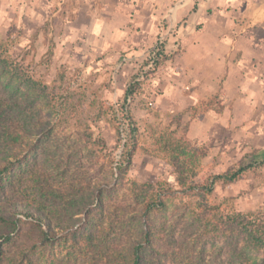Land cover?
<instances>
[{"label":"trees","instance_id":"obj_1","mask_svg":"<svg viewBox=\"0 0 264 264\" xmlns=\"http://www.w3.org/2000/svg\"><path fill=\"white\" fill-rule=\"evenodd\" d=\"M27 49L17 60L0 48V264H264V210L224 213L205 199L217 182L233 183L248 166L192 183L189 190L200 203L173 215L164 181L119 199L118 182L94 181L72 168L68 149L43 115L50 106L48 87L24 65L34 46ZM137 86L128 85L125 100ZM176 134L158 144L185 177L206 153L185 135L170 141ZM134 142L132 134L116 167L120 180L132 162ZM216 212L207 222L200 216ZM212 220L217 229L236 232L232 250L209 253L204 234ZM246 245L263 253L251 257Z\"/></svg>","mask_w":264,"mask_h":264},{"label":"rangeland","instance_id":"obj_2","mask_svg":"<svg viewBox=\"0 0 264 264\" xmlns=\"http://www.w3.org/2000/svg\"><path fill=\"white\" fill-rule=\"evenodd\" d=\"M52 5L56 7V3ZM76 5L85 8L82 2ZM52 14L51 11L40 19H0V48L7 49L13 59L20 60L21 51L29 50V44L34 46L23 62L28 64L29 75L48 87L50 106L43 115L50 117L53 134L68 149L72 168L94 181L118 182L119 199L122 200L130 199L133 192L144 189L146 184L164 181L170 191L166 200L173 215L183 207L194 208L200 203L196 192L189 190L192 183L203 184L214 175L248 166L233 183L217 182L212 192L205 195L206 203L217 206L218 211L224 213L263 212L264 149L255 150L238 130L233 135L226 131L211 133L204 142L190 139L188 122H180L179 116L172 117L160 108L154 89L150 87L157 69L145 70V51L154 41L133 47L129 40L131 35H126L125 39L121 37L120 46L111 43L107 47L103 41L102 46L99 42L94 49L87 50L84 42L67 40L65 26L75 19L74 16L64 14L56 19ZM96 16L97 20L106 18L100 10ZM81 20H86L83 15ZM109 20L112 23L124 21ZM160 20L155 19L156 30ZM126 21L131 24L133 19ZM115 37L119 40L118 36ZM161 62L157 63V68ZM134 83L138 85L134 97L125 100V89ZM132 128L136 131L132 132ZM173 131L177 132L176 138L173 136L170 141L185 135L206 153L198 168L185 177L170 164L168 154L162 152L158 144L169 138ZM132 134L135 136L132 162L120 180L116 167ZM219 212L200 216L207 222L217 218ZM210 223L204 234L209 253H216L222 247L219 253H226L225 250L234 246L236 232L231 233L227 226L221 225L217 229L213 220ZM244 253L253 257L255 253L263 252L246 245Z\"/></svg>","mask_w":264,"mask_h":264},{"label":"crops","instance_id":"obj_3","mask_svg":"<svg viewBox=\"0 0 264 264\" xmlns=\"http://www.w3.org/2000/svg\"><path fill=\"white\" fill-rule=\"evenodd\" d=\"M99 10L104 20L95 19ZM51 11L56 19L74 16L67 40L87 50L103 41L120 46L126 35L133 47L152 44L155 19L165 18L174 29L150 80L158 106L188 122L190 139L238 130L264 149V0H0V19L9 21Z\"/></svg>","mask_w":264,"mask_h":264},{"label":"built area","instance_id":"obj_4","mask_svg":"<svg viewBox=\"0 0 264 264\" xmlns=\"http://www.w3.org/2000/svg\"><path fill=\"white\" fill-rule=\"evenodd\" d=\"M174 29L172 23L167 22L165 18L158 22L157 34L154 43L145 51V70H151L164 57L167 49L169 37Z\"/></svg>","mask_w":264,"mask_h":264}]
</instances>
